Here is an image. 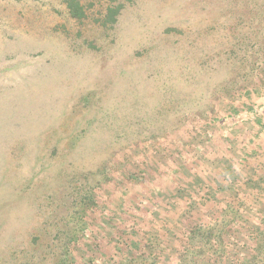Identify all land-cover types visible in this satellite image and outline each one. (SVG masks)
<instances>
[{"label":"rangeland","instance_id":"374dc122","mask_svg":"<svg viewBox=\"0 0 264 264\" xmlns=\"http://www.w3.org/2000/svg\"><path fill=\"white\" fill-rule=\"evenodd\" d=\"M78 1L82 18L68 0H0V264H58L88 218L87 194L111 230L131 173L149 181L134 192L154 180L159 200L191 198L262 123L254 107L208 154L201 135L153 154L145 143L227 92L264 93V0ZM259 151L222 189L126 214L135 235L95 263L264 264V142Z\"/></svg>","mask_w":264,"mask_h":264},{"label":"trees","instance_id":"16d2710c","mask_svg":"<svg viewBox=\"0 0 264 264\" xmlns=\"http://www.w3.org/2000/svg\"><path fill=\"white\" fill-rule=\"evenodd\" d=\"M68 5L72 16L82 18L85 15L84 8L78 0H68ZM119 11L120 7L110 9L108 15L109 20L114 21ZM220 99L222 100L220 103H217V100L212 108L208 111L201 112L200 117L192 120L180 131L170 135L152 136L149 140H146L145 143H152L154 146V150H152L150 154H153V152L155 153L160 147H167L169 149L177 148L179 145H183L182 143L187 144L188 140L196 138L198 135H201L203 139L202 147L199 145L198 148H201L202 152L205 154L213 152L217 148L223 147L224 144H229V139L232 137L231 130H233L237 124L246 120L247 113L254 110V107L259 108L260 111L262 107H264V93H259L253 88L248 87L240 88L238 91L235 90V92H227L226 95L222 96ZM259 110L257 109V111H255L256 116L260 115ZM255 113L251 114L255 115ZM260 118L262 123L257 129L249 133L247 139L244 138L245 140L241 141L237 149L238 155L227 165L228 167L225 172L209 177L206 180L205 186L194 190L195 194L191 198H184L186 201L176 197L159 200L158 197H156L159 188L153 185L155 184L154 180H152L150 184L147 183L146 188L142 189L143 193L139 194V191L134 192L132 190L134 188L132 184L137 183L139 186L140 183L149 181L147 179H141L143 177L140 172H137V174L131 173L130 176H127V182L132 183L130 187L133 186V188L126 187L124 189V195L121 196L123 202L120 205L121 207L118 210L117 217L114 219V226L110 230V228H107L109 227L107 226L108 222L106 223L105 221L104 224H102L94 220L95 218L104 217L105 209L94 210L98 208L95 206L99 205L97 199L91 195H85L83 204L87 206V209L84 210V212L85 214L89 212L87 214L88 218L82 225H79L80 227L75 228L76 234L78 235L74 234L71 238L70 236L68 237L69 241L66 245V252L62 255L61 259H59L58 264H73L74 251L83 242L84 246L88 248V253H86L87 256L81 259L82 264H97L95 260L98 259L97 257H99L103 249L108 251L112 246H117L116 240L121 242V238L126 239V241L123 239L122 242H130L135 235L139 225L133 224V222L129 223L133 219V216L128 217V214L135 215L142 210L144 213L140 216L141 218H144V216L145 218L151 217L156 214L161 215V212L166 210V206L179 204L188 205L195 196H202L201 194L203 193H210L213 190L222 189L229 183H232L237 179L238 170H242V168L245 167L242 166L243 163L245 161L249 162L260 152L259 150L264 142V115L262 114ZM145 164L148 165V163ZM142 169L143 168H141V170ZM138 209H140V211H137ZM96 211H99V213ZM107 216L111 218L108 213ZM208 235H210V237H215L212 230H210ZM210 237L206 242L212 241ZM125 245H127V243ZM136 258L137 256H130L126 258L128 260H125L128 261V264H135ZM125 260L123 261L122 259V261H119V264H127Z\"/></svg>","mask_w":264,"mask_h":264}]
</instances>
